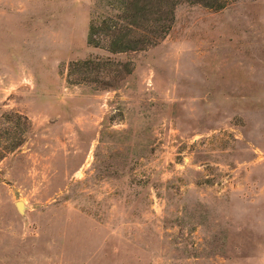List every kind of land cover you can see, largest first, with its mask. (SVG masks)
Here are the masks:
<instances>
[{"label":"rangeland","instance_id":"374dc122","mask_svg":"<svg viewBox=\"0 0 264 264\" xmlns=\"http://www.w3.org/2000/svg\"><path fill=\"white\" fill-rule=\"evenodd\" d=\"M108 12L0 0V264H264V0L119 54L86 43Z\"/></svg>","mask_w":264,"mask_h":264},{"label":"trees","instance_id":"16d2710c","mask_svg":"<svg viewBox=\"0 0 264 264\" xmlns=\"http://www.w3.org/2000/svg\"><path fill=\"white\" fill-rule=\"evenodd\" d=\"M109 10L89 21L86 43L109 54L142 51L154 47L168 34L174 13L182 3L198 4L212 10L223 9L235 0H105ZM107 69L109 62L85 59L69 64L68 76L75 71L92 68ZM118 74L129 73L128 63H120ZM25 118V128L29 122ZM13 144L10 149L15 147Z\"/></svg>","mask_w":264,"mask_h":264},{"label":"water","instance_id":"95a60500","mask_svg":"<svg viewBox=\"0 0 264 264\" xmlns=\"http://www.w3.org/2000/svg\"><path fill=\"white\" fill-rule=\"evenodd\" d=\"M15 207H16L17 211L19 213H21V214L24 213L25 208H26L25 205H24V203L22 201H20V200H18V201L15 202Z\"/></svg>","mask_w":264,"mask_h":264}]
</instances>
